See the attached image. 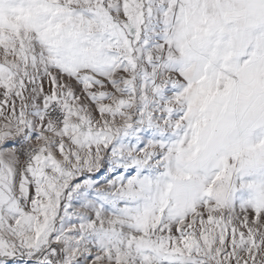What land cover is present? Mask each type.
I'll use <instances>...</instances> for the list:
<instances>
[{"label":"snow or ice","instance_id":"6c2138e0","mask_svg":"<svg viewBox=\"0 0 264 264\" xmlns=\"http://www.w3.org/2000/svg\"><path fill=\"white\" fill-rule=\"evenodd\" d=\"M0 264H264V0H0Z\"/></svg>","mask_w":264,"mask_h":264}]
</instances>
